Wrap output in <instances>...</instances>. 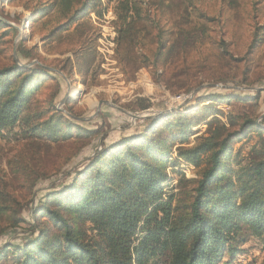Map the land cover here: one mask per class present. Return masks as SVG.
Wrapping results in <instances>:
<instances>
[{"label":"trees","instance_id":"1","mask_svg":"<svg viewBox=\"0 0 264 264\" xmlns=\"http://www.w3.org/2000/svg\"><path fill=\"white\" fill-rule=\"evenodd\" d=\"M115 2L119 48L136 45L134 24L145 23L155 32V65L177 48L188 51L206 38L208 24L217 21L199 13L193 0ZM100 4L101 0H56L35 9L31 19H42L56 9L64 22L53 33L68 32L73 25L77 29L87 24L83 22L86 12ZM174 8L182 12L173 23L179 24L177 37L168 46V35L161 37L168 29H163L156 14ZM192 13L201 25L191 20ZM0 28H8L2 36L16 32L1 19ZM259 40L257 35L253 38L252 48ZM25 42V38L20 41V52L33 56L36 45L28 48ZM73 55L76 62L66 59L62 70L80 72L78 58L83 57L87 73L92 53L81 49ZM47 78L55 83V89L48 100L39 102L35 94ZM156 79L159 81L158 76ZM59 93V82L44 66L24 67L15 62L0 68V136L7 131L17 140L39 141L48 147L73 139L77 133L86 137L97 134V130L76 127L56 109ZM260 93L228 97L209 93L196 97L193 108L208 103L203 109L217 115L220 111L214 103L227 100L253 101L256 107ZM68 104L76 102L67 98L65 106ZM208 116L183 113L171 121L163 122L170 116L150 119L140 134L96 150L69 183L46 193L44 201L30 208V238L21 244L3 245L0 264H231L244 254L241 247L250 240L264 253V116L259 122L260 114H229L225 122L213 118L207 121L204 134L189 146L191 130ZM160 124L164 127H157ZM15 127L18 131H13ZM251 132L258 140L244 163L233 170L227 163L232 147ZM172 149L177 159L197 169L195 179L181 174L179 182L191 188L181 189L178 195L164 191L165 184L171 182L165 170ZM37 173L28 178L32 191L39 180ZM23 208L0 169V235L25 222ZM238 233L243 239L240 247H233ZM226 254L229 261H224Z\"/></svg>","mask_w":264,"mask_h":264},{"label":"rangeland","instance_id":"2","mask_svg":"<svg viewBox=\"0 0 264 264\" xmlns=\"http://www.w3.org/2000/svg\"><path fill=\"white\" fill-rule=\"evenodd\" d=\"M55 1L8 0L4 3L0 0V19L16 30L2 36L8 28H0V68L15 62L24 67L44 66L59 82L56 109L76 127L98 132L90 137L77 133L73 139L47 147L39 141L31 144L30 141L17 140L11 133L3 131L4 137L0 136V169L5 172L12 192L24 205L22 217L25 222L0 235V248L29 239L31 207L44 201L46 193L69 183L73 173L81 169L96 150L140 134L150 119L170 116L164 122L183 113L197 118L208 116L210 113L203 109L208 103L193 108L196 97L209 93H219L223 97L230 94L247 96L261 90L256 107L253 101L215 102L220 112L210 114L208 119L191 130L188 144L192 146L206 131L207 121L213 118L225 122L229 114H246L249 117L260 114L259 122L264 115V0H193L199 13L217 21L208 24L206 38L202 37L188 51L177 48L172 54L161 57L156 65L158 46L152 39L155 32L145 23L134 24L136 45L128 49L119 48L115 0H101L96 10L87 11L83 19L87 24L77 29L73 25L68 32L53 33L64 22L58 10L36 20L31 19V14ZM181 12L174 8L172 12L156 14L163 29H168V33L161 36L168 35V46L173 45L177 37L179 24L173 23L178 22ZM189 17L201 25L193 13ZM256 35L260 42L252 48ZM24 38L26 47L36 45L33 56L20 52L19 43ZM81 49L92 53L88 72L83 57L78 58L80 72L62 70L66 59L76 62L73 53ZM54 84L47 78L39 87L35 94L39 102L48 100L54 92ZM66 96L74 99L76 104L65 106ZM145 105L149 106L148 109L142 110ZM157 127L164 126L160 124ZM73 130L75 132L76 128ZM13 131H18V128ZM257 140V135L251 132L233 145L227 161L233 170L244 163ZM132 144L137 145L138 142ZM36 171L39 180L32 191L28 178L31 179ZM165 173L171 182L165 184L164 191L178 195L181 189L191 188L179 182L181 174L186 179H195L197 169L177 159L175 149H172ZM242 239L240 233L235 234L233 247H240ZM257 245L254 240L247 242L241 247L244 254L237 255L231 264H260L264 253ZM224 261H229L228 254Z\"/></svg>","mask_w":264,"mask_h":264},{"label":"water","instance_id":"3","mask_svg":"<svg viewBox=\"0 0 264 264\" xmlns=\"http://www.w3.org/2000/svg\"><path fill=\"white\" fill-rule=\"evenodd\" d=\"M66 98H67V96H66ZM61 104H62V102H61ZM263 116H264V115H263ZM263 116H262V117H263ZM262 117H261V118H262Z\"/></svg>","mask_w":264,"mask_h":264},{"label":"bare ground","instance_id":"4","mask_svg":"<svg viewBox=\"0 0 264 264\" xmlns=\"http://www.w3.org/2000/svg\"><path fill=\"white\" fill-rule=\"evenodd\" d=\"M68 91H69V87H68Z\"/></svg>","mask_w":264,"mask_h":264}]
</instances>
